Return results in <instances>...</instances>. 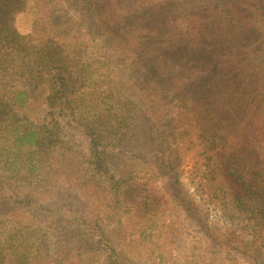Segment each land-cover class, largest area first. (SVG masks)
I'll return each mask as SVG.
<instances>
[{
    "label": "trees",
    "instance_id": "obj_1",
    "mask_svg": "<svg viewBox=\"0 0 264 264\" xmlns=\"http://www.w3.org/2000/svg\"><path fill=\"white\" fill-rule=\"evenodd\" d=\"M17 1L23 6L32 2L38 13L40 4L46 3ZM48 4L66 11L41 16L27 35L11 26L8 14L0 15V152L7 156L5 164L32 176L60 145L57 122L32 119L38 115L34 111L40 99L48 108L59 105L77 116L91 140L97 170L105 164L102 141L120 134L122 140L128 131L130 117L112 118L96 101L84 102L88 69L77 53L81 55L84 46L79 31L86 27L100 48L125 66L132 86H144L138 95L153 109L151 150L156 163L164 162L170 169L174 197L188 205L175 167L181 151L199 147L203 152L199 175L211 197L264 228V0H48ZM73 20L79 24L77 34H71ZM63 36L75 42L74 57L59 39ZM168 98L178 102L179 112H174L178 118L167 132L159 114ZM135 187L122 196L149 214L156 209L155 199L144 186ZM9 247L10 263L28 260V253L18 252L14 244ZM7 257L0 252V264Z\"/></svg>",
    "mask_w": 264,
    "mask_h": 264
},
{
    "label": "rangeland",
    "instance_id": "obj_2",
    "mask_svg": "<svg viewBox=\"0 0 264 264\" xmlns=\"http://www.w3.org/2000/svg\"><path fill=\"white\" fill-rule=\"evenodd\" d=\"M20 4L0 0V15L8 14L11 26L24 35L33 31L41 16L66 11L48 0L40 4L39 13L32 2ZM77 25L74 20L69 23L71 34H77ZM79 36L84 46L81 55L76 53L88 69L84 102L96 101L112 118L130 117V127L122 140L120 134L102 141L105 164L97 170L91 140L77 116L70 109L48 108L41 99L36 101L38 115L32 119L57 122L60 145L32 176L5 164L7 156L0 152V252L8 256L2 264H13L11 244L28 253L22 264H264V228L211 197L199 175L203 154L199 147L181 151V163L175 167L188 205L174 197L170 169L164 162L156 163L151 150L153 109L138 95L144 86H132L125 66L111 58V51H103L86 27ZM59 39L74 57L73 39ZM162 102L159 119H164L168 132L178 118L179 104L170 98ZM140 185L155 199L156 209L149 214L122 196L127 188Z\"/></svg>",
    "mask_w": 264,
    "mask_h": 264
}]
</instances>
